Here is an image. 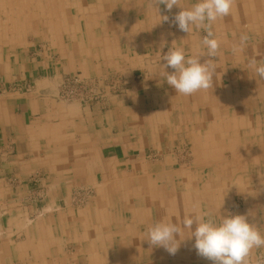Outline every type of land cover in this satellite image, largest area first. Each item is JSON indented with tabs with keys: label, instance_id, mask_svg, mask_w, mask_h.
Returning <instances> with one entry per match:
<instances>
[{
	"label": "crops",
	"instance_id": "1",
	"mask_svg": "<svg viewBox=\"0 0 264 264\" xmlns=\"http://www.w3.org/2000/svg\"><path fill=\"white\" fill-rule=\"evenodd\" d=\"M153 2L0 0V264H212L196 254L188 229L177 235L174 256L145 240L156 222L179 224L200 213L217 221L247 215L264 234V79L249 66L251 58L264 62V0H233L230 14L212 24V38L220 42L216 57L206 56L204 29L186 33L173 24L180 8L169 12ZM196 2L181 0V6ZM154 24L162 25L165 43L216 65L212 88L177 94L163 75L165 63L151 60L136 64L131 80L115 74L123 77L121 94L86 106L57 100L65 76L92 70L101 59L97 69L104 70L117 53L126 59L134 46L128 40L153 37ZM243 34L249 39L234 52ZM153 73L165 83L167 110L159 101L158 110L149 109ZM13 85L28 90L16 92ZM165 123L175 131L165 132ZM158 125L163 129L156 132ZM165 134L174 146L194 142L195 163L175 159L173 149L163 147ZM225 134L232 139L228 149ZM191 167L205 174L194 175ZM225 182L234 184V194Z\"/></svg>",
	"mask_w": 264,
	"mask_h": 264
},
{
	"label": "clouds",
	"instance_id": "2",
	"mask_svg": "<svg viewBox=\"0 0 264 264\" xmlns=\"http://www.w3.org/2000/svg\"><path fill=\"white\" fill-rule=\"evenodd\" d=\"M153 3L165 5L169 12L174 6L180 8L172 18L173 24L186 33H189L193 26L204 29L206 35L202 44L207 48L206 56L218 55L220 42L212 38L214 34L211 27L217 19L230 14L233 0H197L190 8L182 7L181 0H154ZM162 20L167 22L169 17L165 15ZM248 39L247 34L241 35L240 45L234 46L233 51H241ZM203 56L205 55L187 56L181 47L169 48L163 56L166 62L161 65L165 70L163 75L177 94L190 96L213 87L217 68L210 59L201 62ZM249 66L264 79V62L258 63L255 58H251ZM168 68L173 71H166ZM182 229L190 230L191 237L195 238L193 248L196 254L212 264H249L251 251L264 247V234L243 214L225 215L219 221L208 213L187 215L179 224L159 221L148 227L145 240L150 246L162 247L169 255L174 256L179 249L176 237L181 235Z\"/></svg>",
	"mask_w": 264,
	"mask_h": 264
},
{
	"label": "rangeland",
	"instance_id": "3",
	"mask_svg": "<svg viewBox=\"0 0 264 264\" xmlns=\"http://www.w3.org/2000/svg\"><path fill=\"white\" fill-rule=\"evenodd\" d=\"M146 9V8H145ZM155 28V32L153 34V37H152V34L149 38L147 37H144V40H145V44H144V40H128V42H133L134 43V46L130 45L129 46H132L129 48L130 52L126 59L123 55L121 54H115L112 56V58H110V56H108L107 58V61L104 59V63H108L104 66V70H99L97 68H100V65L103 63V59H101L99 62L98 60L96 61V65L92 68V70H86L84 68H80L78 69V71L74 72L73 74H70V75H67L63 78L62 82L65 80V78H67L68 76H71V75H74V74H80L81 76L85 77L87 79V81L89 82H92V81H96L97 82V86L99 88V91L102 93L101 96L94 100L93 102H91L90 104H94L95 102H102L104 100H106V98H108V96L110 95H117V94H121L123 92H121V89H120V81L121 78H126L127 81L128 80H131L134 76H133V68L135 67L136 64H139V62L142 64V65H145V64H152V61L154 62V64H157L158 62H161V63H166L164 60H163V56L168 52L169 48H174L176 47V45H173V44H167L165 43V41H167L168 39L167 38H164V31H161L160 27L162 26L161 24L159 25V28L157 26V24H154ZM129 31L133 30L132 29V26H129L128 28ZM158 33V34H157ZM145 34L146 31H145ZM158 35H159V38H158ZM205 36V35H204ZM152 37V38H151ZM151 38V39H150ZM154 38V39H153ZM156 39L158 41H156ZM155 40V42H154ZM119 41V40H118ZM143 42V44H142ZM152 42L154 43L152 45ZM141 43V46L144 48V52L142 53L141 50L139 49L137 51V46H140ZM157 43H159L157 45ZM144 45V46H143ZM152 60V61H151ZM156 62V63H155ZM122 63V65H120ZM84 73V74H83ZM136 73H140V72H136ZM146 72H144L143 74H145ZM115 74H118V75H122L123 77L121 78H117V77H120L118 75H115ZM89 75V76H88ZM98 75V76H97ZM153 77L152 75L149 77V81H150V86L153 88V94L155 95L154 97V101L152 102V104L149 106V109L150 110H158L157 109V106L155 103L156 101L158 102H161V107L165 108V110H167L166 108V99H167V91H166V87H165V83H161V80L162 78L159 77L158 75L154 74L153 73ZM93 76H97V77H93ZM100 76V78H98ZM113 76H116L113 77ZM144 76V75H143ZM104 77V78H103ZM109 77V78H107ZM161 79V80H160ZM165 80V79H164ZM62 84V83H61ZM160 84H162V88L160 87ZM61 87V85H60ZM12 89L16 92H25L27 91L28 89L23 87V86H19V85H13ZM1 90V89H0ZM60 92V88H59V91L58 93ZM57 100H59V102H63L65 104H78V105H83V106H86V104H79V103H72V102H66L65 100L63 101V99L61 100L59 98V94H57ZM164 101V102H163ZM89 105V104H87ZM171 111V110H170ZM171 122H173L172 119H169ZM179 120V119H178ZM178 120H176L177 122V125H178ZM166 119H162L160 121V123H163L165 122ZM211 121V120H209ZM208 121V123H210ZM156 132L158 131V129H163V128H166L165 129V132L167 130L169 131H175L176 128H171L169 124L165 123L164 124V127L163 128H160V126H156ZM165 138V141L162 143L163 144V147H167V149H169L171 147L172 150V154L174 156L175 159H188L189 161L191 160L193 162V164L195 163L193 160L196 158L197 159V154L198 152H196L194 150V142H190V141H185L184 144H178L179 141H177L175 143V146L174 144H167L168 141V137L170 138V135H166ZM160 137V136H159ZM209 137V136H208ZM211 137V136H210ZM231 136H228L227 134L224 135L223 137V144H224V147L225 148H230L231 144H232V139L230 140ZM161 139V137H160ZM209 140V146L210 148L212 149H215V144L216 142H213ZM172 142V141H171ZM161 144L158 142L156 147L158 148ZM169 145V146H167ZM171 145V146H170ZM152 151L149 152V153H153L154 149H151ZM215 153V152H214ZM214 153H211V156L214 154ZM226 156H227V153H225ZM151 157L154 158L153 155H151ZM214 158V156H213ZM192 171L194 172V175H203L204 174V169L201 167V168H196V167H191ZM242 167L240 168V171H241V174L243 173L242 172ZM246 172V170L244 171ZM246 174V173H245ZM226 184L224 185V188L227 186L229 187V190L232 191V194L233 193V183H227L225 182ZM241 185V189L240 190H244L246 191L247 188H246V183H240ZM86 190L87 189H78L77 192L81 193V194H85L86 193ZM244 191H239V192H236L235 195H237V197L239 198H242L241 200V206L243 205V200L246 198L242 196H244L245 194L242 193ZM79 196V197H78ZM235 197V200L240 203L239 199ZM77 199L80 200L81 203H83V196L81 197V195H79L77 193ZM35 200V198H34ZM86 203V202H85ZM211 262V261H210ZM211 264V263H210ZM249 264H264V251L260 250L257 252V254L253 255L251 254L249 256Z\"/></svg>",
	"mask_w": 264,
	"mask_h": 264
},
{
	"label": "built area",
	"instance_id": "4",
	"mask_svg": "<svg viewBox=\"0 0 264 264\" xmlns=\"http://www.w3.org/2000/svg\"><path fill=\"white\" fill-rule=\"evenodd\" d=\"M96 81L89 82L80 74L65 78L59 92V98L66 102L90 104L101 96Z\"/></svg>",
	"mask_w": 264,
	"mask_h": 264
},
{
	"label": "bare ground",
	"instance_id": "5",
	"mask_svg": "<svg viewBox=\"0 0 264 264\" xmlns=\"http://www.w3.org/2000/svg\"><path fill=\"white\" fill-rule=\"evenodd\" d=\"M22 2V1H21ZM63 2V1H62ZM11 3V2H10ZM60 3V2H59ZM26 4V3H25ZM19 5H21V4H19ZM27 5V4H26ZM69 5V4H68ZM63 6V5H62ZM66 6V5H65ZM26 7H28V6H26ZM5 8V7H4ZM88 8V7H87ZM9 9V8H8ZM7 9V10H8ZM13 10V9H12ZM6 11V10H5ZM24 11V10H23ZM28 12V11H27ZM121 12V11H120ZM124 12V11H123ZM127 12V11H126ZM30 13V12H29ZM92 14V13H91ZM127 15V14H126ZM25 16V15H24ZM77 16V15H76ZM31 17V16H30ZM51 17H52V15H51ZM64 17V16H63ZM72 17V16H71ZM105 17V16H104ZM74 18V17H73ZM100 18V17H99ZM0 19H1V17H0ZM69 19V18H68ZM71 19V18H70ZM98 20V19H97ZM3 21V20H2ZM18 22V21H17ZM8 23V22H7ZM60 23V22H59ZM14 24V23H13ZM17 24V23H16ZM61 24V23H60ZM18 25V24H17ZM62 25V24H61ZM26 26H28V25H26ZM66 26V25H65ZM21 27V26H20ZM25 28V27H24ZM65 28V27H64ZM78 28V27H77ZM63 29V28H62ZM66 29V28H65ZM117 29V28H116ZM18 30V29H17ZM40 31V30H39ZM62 31V30H61ZM65 31V30H64ZM18 33V32H17ZM64 33V32H63ZM147 36V35H146ZM1 37V36H0ZM61 37V36H60ZM18 40V39H17ZM14 41V40H13ZM1 42V41H0ZM16 42V41H15ZM59 43V42H58ZM96 43V42H95ZM11 44V43H10ZM16 47V46H15ZM58 49V48H57ZM18 50V49H17ZM11 53V52H10ZM20 53V52H19ZM18 54V53H17ZM12 56V55H11ZM20 56H22L21 54H20ZM9 59V58H8ZM21 69V68H20ZM84 74V73H83ZM98 76V75H97ZM40 86V85H39ZM59 94V93H58ZM12 95V94H11ZM29 98V97H28ZM71 105V104H70ZM201 106V105H200ZM66 107V106H65ZM78 108V107H77ZM216 114V113H215ZM4 117V116H3ZM166 117V116H165ZM222 120V119H221ZM121 121V120H120ZM121 123V122H120ZM218 123V122H217ZM157 125V124H156ZM218 125V124H217ZM63 127V126H62ZM201 129V128H200ZM80 130V129H79ZM197 130V129H196ZM77 131V130H76ZM195 131V130H194ZM60 133V132H59ZM71 134H73V133H71ZM156 134V133H155ZM59 135V134H58ZM69 135V134H68ZM67 136V135H66ZM89 136V135H88ZM220 136V135H219ZM196 138V137H195ZM189 141V140H188ZM201 144V143H200ZM199 144V145H200ZM196 145V144H195ZM194 145V146H195ZM246 145V144H245ZM204 146H205V144H204ZM242 147V146H241ZM48 148V147H47ZM58 148V147H57ZM200 148V147H199ZM46 149V148H45ZM57 150V149H56ZM59 150V149H58ZM67 150V149H66ZM198 151H200V150H198ZM79 153V152H78ZM207 153H209V152H207ZM95 154V153H94ZM59 156V155H58ZM92 157V156H91ZM52 158V157H51ZM56 158H58V157H56ZM77 158V157H76ZM84 158V157H83ZM90 158V157H89ZM202 158V157H201ZM205 158V157H204ZM209 158V157H208ZM81 160V159H80ZM85 160V159H84ZM98 160V159H97ZM206 160H207V158H206ZM63 161V160H62ZM58 162H60V161H58ZM89 162V161H88ZM170 162V161H169ZM212 162V161H211ZM215 162V161H214ZM61 163H64V162H61ZM203 163V162H202ZM42 164V163H41ZM196 165V164H195ZM200 165V164H199ZM208 165H210V164H208ZM69 166V165H68ZM71 166V165H70ZM117 166V165H116ZM160 166V165H159ZM78 168V167H77ZM79 169V168H78ZM117 169V168H116ZM208 169V168H207ZM146 170V169H145ZM190 170V169H189ZM67 171V170H66ZM118 171V170H117ZM151 172V171H150ZM146 173V172H145ZM154 173V172H153ZM80 174V173H79ZM143 174V173H142ZM205 174V173H204ZM80 177V176H79ZM128 177H130V176H128ZM120 178V177H119ZM122 178V177H121ZM205 180V179H204ZM64 181V180H63ZM209 181V180H208ZM115 182V181H114ZM216 182V181H215ZM71 183V182H70ZM104 183V182H103ZM103 183H100V184H103ZM187 183V182H186ZM184 184V183H183ZM89 185V184H88ZM93 185V184H92ZM98 185V184H97ZM96 185V186H97ZM103 185H106V184H103ZM190 185V184H189ZM95 186V185H94ZM119 186V185H118ZM143 187V186H142ZM192 187V186H191ZM63 188V187H62ZM61 188V189H62ZM82 188V187H81ZM91 188V187H90ZM148 188V187H147ZM217 188V187H216ZM186 190V189H185ZM190 190V189H189ZM220 190V189H219ZM161 191V190H160ZM159 191V192H160ZM2 192V191H1ZM62 192V191H61ZM88 192V191H87ZM220 192V191H219ZM161 193V192H160ZM152 194V193H151ZM220 194V193H219ZM154 195V194H153ZM197 195V194H196ZM195 196V195H194ZM72 197V196H71ZM90 198H92L91 196H90ZM55 199V198H54ZM71 199V198H70ZM148 199V198H147ZM196 199V198H195ZM200 199V198H199ZM93 200V199H92ZM95 201H96V199H94ZM76 201V200H75ZM147 201V200H146ZM61 202V201H60ZM22 203V202H21ZM147 203H150V202H147ZM69 204V203H68ZM93 204V203H92ZM101 204V203H100ZM131 204V203H130ZM22 205V204H21ZM89 205V204H88ZM23 207V206H22ZM148 207V206H147ZM188 207V206H187ZM160 208V207H159ZM156 209V208H155ZM51 210V209H50ZM54 210V209H53ZM87 210V209H86ZM61 211V210H60ZM29 213V212H28ZM42 213V212H41ZM49 215V214H48ZM53 216V215H52ZM220 216V215H219ZM40 217V216H39ZM65 217V216H64ZM71 217V216H70ZM69 217V218H70ZM178 217V216H177ZM15 218V217H14ZM41 218V217H40ZM93 218V217H92ZM144 218V217H143ZM59 220V219H58ZM140 220H141V218H140ZM29 221V220H28ZM56 221H57V219H56ZM65 221V220H64ZM95 221V220H94ZM109 221V220H108ZM31 222V221H30ZM181 222V221H180ZM25 227V226H24ZM82 233V232H81ZM99 235V234H98ZM27 236V235H26ZM50 236V235H49ZM105 236V235H104ZM77 237H79V236H77ZM39 238V237H38ZM80 238V237H79ZM78 238V239H79ZM183 239V238H182ZM52 241V240H51ZM99 241V240H98ZM49 244V243H48ZM42 248V247H41ZM79 248H81V247H79ZM127 248V247H126ZM30 250V249H29ZM131 252V251H130ZM83 254V253H82ZM85 255V254H84ZM102 255V254H101ZM42 258V257H41ZM128 259V258H127ZM44 259H42V261H43ZM46 261V260H45ZM39 263V262H38ZM66 263V262H65ZM104 263V262H103ZM120 263H122V261L120 262Z\"/></svg>",
	"mask_w": 264,
	"mask_h": 264
}]
</instances>
